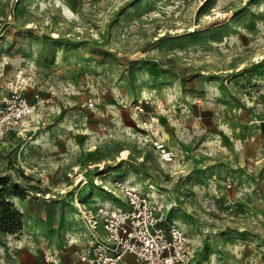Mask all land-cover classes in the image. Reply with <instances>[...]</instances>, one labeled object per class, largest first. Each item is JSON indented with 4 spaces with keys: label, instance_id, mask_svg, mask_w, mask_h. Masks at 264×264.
<instances>
[{
    "label": "rangeland",
    "instance_id": "rangeland-1",
    "mask_svg": "<svg viewBox=\"0 0 264 264\" xmlns=\"http://www.w3.org/2000/svg\"><path fill=\"white\" fill-rule=\"evenodd\" d=\"M12 81L43 101L0 141L22 214L0 264H76L115 179L155 192L186 264H264V0H0V95Z\"/></svg>",
    "mask_w": 264,
    "mask_h": 264
},
{
    "label": "built area",
    "instance_id": "built-area-1",
    "mask_svg": "<svg viewBox=\"0 0 264 264\" xmlns=\"http://www.w3.org/2000/svg\"><path fill=\"white\" fill-rule=\"evenodd\" d=\"M10 84L8 91L0 95V141L11 133L26 130V122L43 101L39 93L36 102L25 95L27 84ZM86 104L93 106L94 102L89 99ZM158 145L163 158L172 159L165 144ZM115 180L124 200L110 207H98L89 220L90 245L79 253L76 264H130L126 258L129 254L137 264L188 263L196 247L189 233L168 219L165 205L155 192ZM46 259L51 260L52 255Z\"/></svg>",
    "mask_w": 264,
    "mask_h": 264
},
{
    "label": "trees",
    "instance_id": "trees-1",
    "mask_svg": "<svg viewBox=\"0 0 264 264\" xmlns=\"http://www.w3.org/2000/svg\"><path fill=\"white\" fill-rule=\"evenodd\" d=\"M3 207V209H1ZM22 214L15 208L12 201L0 203V227L9 232H16L22 228Z\"/></svg>",
    "mask_w": 264,
    "mask_h": 264
},
{
    "label": "crops",
    "instance_id": "crops-1",
    "mask_svg": "<svg viewBox=\"0 0 264 264\" xmlns=\"http://www.w3.org/2000/svg\"><path fill=\"white\" fill-rule=\"evenodd\" d=\"M126 258H127L128 262H129L130 264H135V263H136L135 258H134L133 255L129 254V255L126 256ZM136 264H137V263H136Z\"/></svg>",
    "mask_w": 264,
    "mask_h": 264
},
{
    "label": "bare ground",
    "instance_id": "bare-ground-1",
    "mask_svg": "<svg viewBox=\"0 0 264 264\" xmlns=\"http://www.w3.org/2000/svg\"><path fill=\"white\" fill-rule=\"evenodd\" d=\"M122 154H123V156L121 155L122 156L121 159H124V158L127 157V152L126 151H123Z\"/></svg>",
    "mask_w": 264,
    "mask_h": 264
}]
</instances>
